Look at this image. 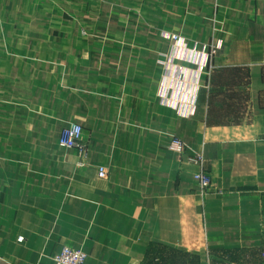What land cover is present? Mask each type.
<instances>
[{"label": "crops", "instance_id": "1", "mask_svg": "<svg viewBox=\"0 0 264 264\" xmlns=\"http://www.w3.org/2000/svg\"><path fill=\"white\" fill-rule=\"evenodd\" d=\"M228 5L209 65L205 42L180 46L190 77L199 59L192 91L165 84L163 52L146 88L134 87V77L98 80L87 72L86 85L96 81L104 97L85 107L88 137L60 155L62 167L11 187L0 204V264H58L53 256L64 245L86 251L84 264H154L156 256L165 263L171 246L199 264H264V0ZM154 44L172 51L170 41ZM231 72H244L247 83L216 91L217 74L242 78ZM175 136L184 153L169 149ZM199 170L211 176L206 191L193 177Z\"/></svg>", "mask_w": 264, "mask_h": 264}, {"label": "rangeland", "instance_id": "2", "mask_svg": "<svg viewBox=\"0 0 264 264\" xmlns=\"http://www.w3.org/2000/svg\"><path fill=\"white\" fill-rule=\"evenodd\" d=\"M231 1L0 0V204L12 186L62 167L60 155L74 151L58 146L60 129L69 122L82 124L86 105L97 108L104 98L96 91V81L86 85L88 71L98 80L134 77V87L146 88L153 78L151 62L163 52L165 84L170 83L171 91L196 89L199 59H192L190 77L181 45L205 42L209 48L204 63L209 65L221 48L215 40L222 6ZM173 33L179 41L170 38ZM163 40L172 43L171 53L154 44ZM231 75L242 78H225L227 73L213 77L216 91L247 83L244 72ZM100 134L109 139L115 135ZM80 153L79 166L85 157ZM170 251L165 263L156 256L154 264H199L180 247L171 246Z\"/></svg>", "mask_w": 264, "mask_h": 264}, {"label": "built area", "instance_id": "3", "mask_svg": "<svg viewBox=\"0 0 264 264\" xmlns=\"http://www.w3.org/2000/svg\"><path fill=\"white\" fill-rule=\"evenodd\" d=\"M170 38L177 41L180 37L176 34H171ZM216 50H213L215 52ZM83 136V126L80 123H71L62 128L59 135V145L64 148L81 147ZM187 145L180 137H173L169 149L177 152L184 153ZM195 160L198 162L202 161V155L200 153L195 154ZM107 169L104 166H100L98 169V175L105 177ZM195 181L201 187L203 191L208 190L211 187L212 179L211 176L204 170H199L193 174ZM53 259L58 264H84L87 259V253L81 248L64 245L59 252H57Z\"/></svg>", "mask_w": 264, "mask_h": 264}]
</instances>
